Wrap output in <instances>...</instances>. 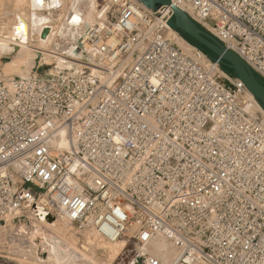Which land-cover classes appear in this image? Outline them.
I'll return each instance as SVG.
<instances>
[{"label": "built area", "instance_id": "built-area-1", "mask_svg": "<svg viewBox=\"0 0 264 264\" xmlns=\"http://www.w3.org/2000/svg\"><path fill=\"white\" fill-rule=\"evenodd\" d=\"M170 2L264 80V0ZM95 15L71 44L105 67L129 60L112 86L75 66L0 79V221L41 204L78 232L126 237L121 264H165L142 249L156 236L171 264H264V117L242 82L137 0H96Z\"/></svg>", "mask_w": 264, "mask_h": 264}, {"label": "bare ground", "instance_id": "bare-ground-1", "mask_svg": "<svg viewBox=\"0 0 264 264\" xmlns=\"http://www.w3.org/2000/svg\"><path fill=\"white\" fill-rule=\"evenodd\" d=\"M68 1L71 3L72 9L75 10V15L77 14L79 17V24L77 23L79 26H73V23L70 22V24L67 21L65 22L63 16L58 14V11L60 10H63L62 14L66 12L68 9L66 2ZM27 3L30 6L29 8H31L32 14L30 13L26 16L25 13H17L13 18V25L7 23L5 24L6 26H4V29L3 27H0L2 29V31L0 30V57H12V62L17 61L18 59H24L32 64L39 63L40 61L47 64L55 63L56 66L54 67V70L59 69L60 67L67 68L72 65L82 68L86 64L87 67L92 70H97L96 74L99 75L97 79L106 86H112V79L115 75L121 71L125 65H129V60H126L120 68L118 67V69H114V64L108 67L102 66L96 62L95 53L75 50L74 45L71 44L75 41L82 23H88L94 20L96 16V0L45 1L39 7L33 5V0H28ZM82 4L84 5L83 10H81ZM43 9H49L50 12L43 16L38 14ZM158 21L164 24L160 18H158ZM0 22H2V20H0ZM4 23L6 22L4 21ZM36 26L40 28L43 26L50 27L47 36L44 38L40 37L41 29L36 28ZM164 26L167 27L165 30L166 38L169 41L174 42L184 51L191 53L190 48H187L185 45L183 41L184 39L179 38L176 31L172 28L165 24ZM36 33L37 35L35 36ZM55 35L58 36L60 42L66 43L61 45L58 41L54 42L55 39L51 40ZM12 62H5V68L3 67V64H0V71L1 69L12 68ZM220 73L223 74L222 71H220ZM92 74L95 75V73ZM30 76H32L31 73L21 74L17 79H23ZM0 79L9 87L13 81L12 78L3 77L1 73ZM248 101L250 104L249 109L261 113L264 117V111L250 93ZM55 144L58 146H65V139L63 138L60 142ZM29 214V226L25 228L23 225H19L20 229L18 231L20 235L22 234L24 236V243L28 242L26 246L20 247L17 245L22 257H31V260H25V264H57L54 262L52 263L50 257L45 251H43V249H41L42 242L49 238V236L53 237L59 246L68 248L71 253L76 255L75 258H69V260H67L68 262H65L64 264H121L125 257L129 258L131 256L130 250L127 248L128 239L125 240L121 237L114 240H107L99 237L93 231L84 230L80 232L84 235V244L78 246L77 238L74 234L75 232L71 233L69 228L71 224L65 218L56 217L41 204L35 205L32 212ZM59 220H61L63 225L58 223ZM131 228L132 226L129 224L125 232L126 235L129 234ZM135 248L139 249V245L136 244ZM142 249L149 252L151 255L158 257L165 264H171L177 256L176 248L162 236H156L151 239L144 245V247H142ZM97 252L101 253V258H98ZM44 254H46V256H43ZM26 257L25 259H27Z\"/></svg>", "mask_w": 264, "mask_h": 264}, {"label": "rangeland", "instance_id": "rangeland-1", "mask_svg": "<svg viewBox=\"0 0 264 264\" xmlns=\"http://www.w3.org/2000/svg\"><path fill=\"white\" fill-rule=\"evenodd\" d=\"M27 2H28V0H0V20H2V22H0V27L1 28L3 27V29H4V26H6L5 24H7V23L9 25H13V23H14L13 18L15 16V14H17V13H23V14L25 13L26 16H27V14L32 13L31 8H29L30 6L28 5ZM23 3H24V5H23ZM66 3H68V2H66ZM23 6H24V8H23ZM83 9H84V5L82 4L81 10H83ZM49 12H50L49 9H43L38 14L43 16V15H47ZM62 12H63V10H60V11H58V14L60 16H63V18H64L65 13L62 14ZM38 14H36V15H38ZM4 21L6 23H4ZM54 26H56V25H54ZM1 28H0V30L2 31ZM36 28H38V26H36ZM36 35H37V33L35 34V36ZM177 36L181 39H184L183 41H184L185 45L187 46V48H190V46L192 44L190 42H188L181 33H177ZM56 38L58 39V36L55 35L54 37H52L51 40H54ZM57 39L54 40V42L55 41L59 42L60 39H58V40ZM12 60H13L12 57L9 58L8 56H1L0 57V64H3V67H4L5 62H10V61L12 62ZM12 65L13 66L10 69H1L0 73L2 74L3 77H9V78H12L14 80V79H17L18 77H20L21 74H27V73H31L32 75L44 76L49 72H53L54 67L56 66L55 63L54 64H51V63L47 64V63H42L41 61L39 63L32 64V63H29L27 60H24V59H18L17 61L12 62ZM73 66H75L76 71H80L84 75L99 77V75L96 74L97 70H95V69L92 70L91 68L87 67L86 64L82 68H78L76 65H73ZM126 68H127V66L125 65L121 69V71H119L120 73L118 72L115 75V77L112 79L113 83H115L117 78L122 73L125 72ZM220 71H222L224 75H227L229 78H231V75H230L231 70H229V72H226L222 68H220ZM92 73H95V75H93ZM104 75H105V73H104ZM29 222H30V214L23 215L22 217L15 218V219L9 218V219H6L4 221H0V264H25L26 261L31 260V257L25 256L27 259H25V257H22L21 254L19 253V248L17 247V245L21 247V246H26L28 244V242L24 243V238H23L24 236L22 234L20 235V233H18V231H19V229H20L19 227L21 225H23L25 228L27 226H29ZM58 223L60 225H63L61 220H59ZM73 226L74 225H70L69 228L71 230V233L75 232L74 234L77 238L78 246L81 244H84L83 233L78 232L77 229L75 228V226L74 227ZM78 239H80V240H78ZM123 239L126 240L127 238L124 237ZM16 242H17V244H16ZM41 249H43V251H45L46 254L50 257V260L52 261V263L54 262L57 264H64L65 262H68L67 260H69V258L73 259L76 256L73 253H71L68 248H64V247L59 246L57 244V242L55 241V239L51 236H49V238H47L45 241L42 242ZM46 254H44L43 256H46ZM97 256H98V258H101V253L97 252Z\"/></svg>", "mask_w": 264, "mask_h": 264}, {"label": "water", "instance_id": "water-1", "mask_svg": "<svg viewBox=\"0 0 264 264\" xmlns=\"http://www.w3.org/2000/svg\"><path fill=\"white\" fill-rule=\"evenodd\" d=\"M44 1L54 0H33V5L39 7ZM146 9L154 12L163 22L177 33H181L192 40V47L196 48L204 61L216 63L221 68L231 70V78L239 80L245 89L250 93L264 111V80L234 51L217 41L211 34L196 24L182 9L172 4L170 0H137ZM71 23L79 22L78 15L74 14ZM50 27H43L40 37H46ZM70 67V68H69ZM65 69H71L69 66ZM64 68V67H60ZM228 72V71H226Z\"/></svg>", "mask_w": 264, "mask_h": 264}, {"label": "trees", "instance_id": "trees-1", "mask_svg": "<svg viewBox=\"0 0 264 264\" xmlns=\"http://www.w3.org/2000/svg\"><path fill=\"white\" fill-rule=\"evenodd\" d=\"M183 35V34H182ZM184 37H185V39L188 41V42H190L191 44H193V42H192V40L191 39H189L187 36H185V35H183ZM224 71H228L229 72V70H227V68H225V67H221Z\"/></svg>", "mask_w": 264, "mask_h": 264}]
</instances>
